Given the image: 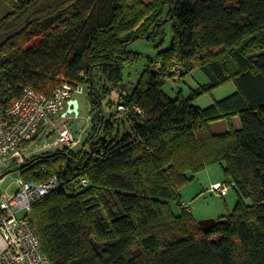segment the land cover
<instances>
[{
    "label": "trees",
    "instance_id": "1",
    "mask_svg": "<svg viewBox=\"0 0 264 264\" xmlns=\"http://www.w3.org/2000/svg\"><path fill=\"white\" fill-rule=\"evenodd\" d=\"M2 1L12 11L0 18V34L26 25L0 45V105L24 87L50 96L65 83L82 84L94 112L82 148L19 167L25 179L59 180L30 214L51 262L264 264V0ZM168 24L171 41L160 49ZM139 39L157 40L158 61L125 92L122 71L141 57L128 47ZM174 67L180 78L199 69L208 83L188 98L170 97L163 87ZM98 73L106 80L100 88ZM229 81L233 93L193 104ZM112 93L116 114L105 117L102 101ZM233 116L240 129L210 131ZM217 162L240 199L219 218L224 223L203 230L176 192L189 173ZM92 240L104 242L99 252Z\"/></svg>",
    "mask_w": 264,
    "mask_h": 264
},
{
    "label": "built area",
    "instance_id": "2",
    "mask_svg": "<svg viewBox=\"0 0 264 264\" xmlns=\"http://www.w3.org/2000/svg\"><path fill=\"white\" fill-rule=\"evenodd\" d=\"M158 65L157 62L155 66ZM171 72L177 78L180 76L178 67L172 68ZM84 90L82 84L65 83L55 88L50 96H46L31 87H24L10 105H0V264H53L40 247L30 214L33 205L57 190L58 178L52 176L35 181L21 175L13 180L15 190L10 194L7 189H1V184L7 178L6 169L9 165L12 162H23L20 148L25 150V155L31 149H37V155H40L73 148L79 142L77 138L74 139L70 128L73 118L68 116L74 115L66 114V109L67 101L77 99L76 96L82 95ZM134 110L140 113L139 108L135 107ZM117 111L122 112L123 107L118 105ZM54 114H62L59 116L60 122L55 125L57 138L41 147L32 148L45 126L51 123ZM78 118L79 105L76 121ZM80 184L85 186L87 180L82 179ZM211 190L224 196L227 188L216 183Z\"/></svg>",
    "mask_w": 264,
    "mask_h": 264
},
{
    "label": "rangeland",
    "instance_id": "3",
    "mask_svg": "<svg viewBox=\"0 0 264 264\" xmlns=\"http://www.w3.org/2000/svg\"><path fill=\"white\" fill-rule=\"evenodd\" d=\"M11 11L12 8L2 0H0V18ZM171 37L172 32L170 29V25L168 24L165 27V40L160 49L166 48L170 44ZM156 43L157 40L148 41L145 39H139L129 45L128 48L133 52L139 53L141 57L137 62L125 66L122 71L125 92H128L132 88L143 69L148 66L149 62L152 61L153 64L154 62L158 61L156 59ZM173 78V80L167 79L163 87L164 92L170 97L176 96L180 91L181 95L184 98H188L191 96V93L194 89L208 83V78L199 69H195L191 73L186 74L181 78H177L175 76H173ZM105 83L106 80L103 75L101 73H98V88H100V84ZM235 89V85L231 81H229L215 88L211 92L195 98L192 101L194 105L204 108L214 103L215 101L220 100L233 93ZM76 98L79 101V118L77 119L76 129V138L79 142L74 145L73 150H79L80 148H82V145L85 142V138L89 134L88 132L91 125V118H93L94 115V112L92 113L90 109L87 90H84V93L82 95H77ZM106 100L111 101L112 105H110V107L105 104ZM117 103L118 101L116 93H112L110 96L106 97L102 101L103 115L105 117H108L109 115H115ZM68 117L71 119L73 118V116ZM235 118L237 121H229L228 129H233L236 126H238L239 129L241 128L239 118L237 116H235ZM60 119L61 118L59 117V114L53 115L51 124L45 126L43 132L40 134L38 141L33 144L32 148L41 147L44 144L51 143L57 138L58 134L55 125L60 122ZM83 148H86V146H84ZM36 150L31 149V151L26 152L25 155V150L23 148H20L19 152L23 160H27L37 156L38 153ZM223 166V163L220 162L212 163L206 165L203 169L199 170L196 173H189L188 176H190V178L188 182L178 188L176 192L178 200L179 202H181L182 207H184L188 211V213L196 222L208 218L219 219L221 216H225L231 213L237 200L240 199V196L237 193L235 187L226 182L227 180L222 171ZM6 170L8 171L7 178L1 184V189H7L8 193L10 194L15 190L13 180L19 178L21 176V172L14 162H12ZM216 183H220L222 184V186L227 188L224 196H221L217 191L211 190L212 186ZM73 190H76L75 186ZM241 199L246 204L250 203L249 199ZM172 210L177 214L179 212V206L176 203H173Z\"/></svg>",
    "mask_w": 264,
    "mask_h": 264
},
{
    "label": "water",
    "instance_id": "4",
    "mask_svg": "<svg viewBox=\"0 0 264 264\" xmlns=\"http://www.w3.org/2000/svg\"><path fill=\"white\" fill-rule=\"evenodd\" d=\"M26 24L21 26L20 28L13 30V31H8L0 34V45L7 41L9 38L17 35L22 29L25 27ZM72 113L74 115L71 123H70V128L72 135L74 139H76V129H77V121H76V116L78 115V101L77 99H70L67 101V109H66V114ZM65 114V115H66ZM63 115V116H65ZM225 220L222 219H214V218H208V219H202L197 221V225L203 229V230H209L217 226L218 224L224 223ZM92 246L95 251L99 252L102 246L104 245V242H97V241H91Z\"/></svg>",
    "mask_w": 264,
    "mask_h": 264
},
{
    "label": "crops",
    "instance_id": "5",
    "mask_svg": "<svg viewBox=\"0 0 264 264\" xmlns=\"http://www.w3.org/2000/svg\"><path fill=\"white\" fill-rule=\"evenodd\" d=\"M78 105H79V101H78ZM62 114H60L59 116H61ZM53 119V116L51 117V120ZM237 121L235 116L231 117L229 120H220V121H216V122H212L209 125L210 131L214 134H218V133H223L228 131V125H229V121ZM237 123V122H236ZM51 124V123H49ZM235 128V129H234ZM233 129H239L238 126L234 127Z\"/></svg>",
    "mask_w": 264,
    "mask_h": 264
},
{
    "label": "flooded vegetation",
    "instance_id": "6",
    "mask_svg": "<svg viewBox=\"0 0 264 264\" xmlns=\"http://www.w3.org/2000/svg\"><path fill=\"white\" fill-rule=\"evenodd\" d=\"M24 161H25V159L21 163H18V164L16 163V165L18 166V169H19L20 165L24 163Z\"/></svg>",
    "mask_w": 264,
    "mask_h": 264
}]
</instances>
